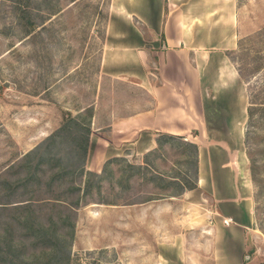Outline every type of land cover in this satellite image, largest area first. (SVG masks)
Returning <instances> with one entry per match:
<instances>
[{"label": "rangeland", "instance_id": "obj_1", "mask_svg": "<svg viewBox=\"0 0 264 264\" xmlns=\"http://www.w3.org/2000/svg\"><path fill=\"white\" fill-rule=\"evenodd\" d=\"M108 1L0 0V264H46L42 249L50 242L34 237L21 218L26 204L18 203L26 201L34 224L70 227L68 264H184L175 248L160 254L156 240H175L187 262L188 255L206 252L201 264H210L209 253L218 250L209 230L217 213L202 221L206 195L198 205L188 204L191 195L182 200L158 194L159 177L170 181L165 190L193 180L192 150L184 142L193 141L196 131L179 138L157 135L160 145L147 150L120 146L104 159L111 161L103 171H95L100 177L52 174L78 161L68 136L36 147L93 99ZM239 13L241 31L226 54L241 68L250 107L240 141L252 189L247 250L264 264V37L257 34L264 31V0H249ZM27 18L36 25L25 34ZM185 216L192 220L184 223Z\"/></svg>", "mask_w": 264, "mask_h": 264}, {"label": "crops", "instance_id": "obj_2", "mask_svg": "<svg viewBox=\"0 0 264 264\" xmlns=\"http://www.w3.org/2000/svg\"><path fill=\"white\" fill-rule=\"evenodd\" d=\"M247 3L109 0L106 40L89 104L87 170L101 169L120 146L153 147L159 132L196 131V186L170 198L191 195L188 204L198 205L202 195L209 198L202 221L218 215L209 229L218 249L209 253L210 264H257L259 257L247 250L252 189L240 148L247 105L240 76L226 54L236 46L240 5ZM184 218V223L192 220ZM155 242L160 254L175 248L184 264L207 259L206 252H199L188 255L187 262L175 240Z\"/></svg>", "mask_w": 264, "mask_h": 264}, {"label": "trees", "instance_id": "obj_3", "mask_svg": "<svg viewBox=\"0 0 264 264\" xmlns=\"http://www.w3.org/2000/svg\"><path fill=\"white\" fill-rule=\"evenodd\" d=\"M75 1V0H69ZM32 20V19H31ZM30 18H27V31L25 34L33 30L32 26L36 25L34 24L35 22H32ZM41 24V23H39ZM42 26V25H41ZM264 28V26H263ZM257 34L261 37H264V31H257ZM230 60L232 61V58L228 56ZM233 62V61H232ZM234 66L237 70L238 75L243 79L242 76V71L240 66L235 65ZM246 111H247V117H249L250 113V107L249 105L246 106ZM92 114V105L86 106L83 110H80L76 115L69 116L65 119L64 122H62V125L60 128L56 129L54 132L50 133L47 135V137L41 141L36 147L43 146L45 148H48L51 143L54 141H57L65 136H68L70 139H72V144L73 148H71V152L77 156V163L75 166L67 169V170H60L58 169L54 171L52 174L53 175H59L63 171L66 173H74V172H81V171H86L88 174H95L98 177H100L99 173H96L95 171L91 170H86L84 169V160H85V155H86V150H87V145H88V133H89V121L90 117ZM158 135L166 138H179L180 135L178 134H172V133H166V132H159ZM245 136V135H244ZM156 144L160 145V138L156 137L155 139ZM184 144L188 147L191 148L192 150V159H193V170H192V175H193V180L191 183L187 184H181L178 189H172V190H165L167 185H169L170 181H164L162 177H159L158 179V186L162 188L163 191H158L159 195L161 196H172V195H177L180 192H182L184 189H189L194 186H196V175H197V145L193 141H185ZM72 156V155H71ZM111 161L106 160L103 162L101 170L105 168L107 163ZM106 164V165H105ZM63 166H61L62 168ZM63 172V173H64ZM154 178H152L153 180ZM171 180H176V179H171ZM172 183L177 184L176 181H173ZM88 182L85 183V187L88 186ZM18 204H26L20 207H23L24 213L22 215V219H26L28 221L27 227L31 228V232L36 236H42L46 238L50 243L46 245L45 248L42 249L45 254L47 255V259L45 261L46 264H54L56 260H61L63 261V264H68L70 260V247L68 246V242L71 240L72 237V231L70 230V227L67 228L66 230H59L57 229L54 224H43V223H37L34 224V217L35 213L32 209V204H30L29 201L18 203ZM18 204H13L18 205ZM53 223V222H51ZM6 250H4L5 252ZM7 262L14 263L15 261H12V257H9L8 259H5Z\"/></svg>", "mask_w": 264, "mask_h": 264}, {"label": "built area", "instance_id": "obj_4", "mask_svg": "<svg viewBox=\"0 0 264 264\" xmlns=\"http://www.w3.org/2000/svg\"><path fill=\"white\" fill-rule=\"evenodd\" d=\"M223 221H224V222H227V219H226V218H224V219H223Z\"/></svg>", "mask_w": 264, "mask_h": 264}]
</instances>
